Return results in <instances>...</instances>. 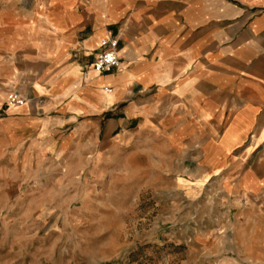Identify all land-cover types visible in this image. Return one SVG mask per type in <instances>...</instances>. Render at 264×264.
Returning <instances> with one entry per match:
<instances>
[{
  "label": "crops",
  "instance_id": "obj_1",
  "mask_svg": "<svg viewBox=\"0 0 264 264\" xmlns=\"http://www.w3.org/2000/svg\"><path fill=\"white\" fill-rule=\"evenodd\" d=\"M106 38L119 66L99 73ZM6 59V96L25 104H0V147L22 164L97 160L147 133L238 175L264 224V0H0Z\"/></svg>",
  "mask_w": 264,
  "mask_h": 264
},
{
  "label": "rangeland",
  "instance_id": "obj_2",
  "mask_svg": "<svg viewBox=\"0 0 264 264\" xmlns=\"http://www.w3.org/2000/svg\"><path fill=\"white\" fill-rule=\"evenodd\" d=\"M15 80L0 76V104ZM120 146L73 164L0 147V264H264L238 175L147 133Z\"/></svg>",
  "mask_w": 264,
  "mask_h": 264
},
{
  "label": "built area",
  "instance_id": "obj_3",
  "mask_svg": "<svg viewBox=\"0 0 264 264\" xmlns=\"http://www.w3.org/2000/svg\"><path fill=\"white\" fill-rule=\"evenodd\" d=\"M118 41L115 38L103 39L92 67L99 73H107L119 66L117 56ZM5 104L8 107L23 106L25 100L16 92H11L6 96Z\"/></svg>",
  "mask_w": 264,
  "mask_h": 264
}]
</instances>
